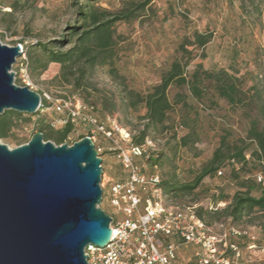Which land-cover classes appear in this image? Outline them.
I'll use <instances>...</instances> for the list:
<instances>
[{"label": "rangeland", "instance_id": "374dc122", "mask_svg": "<svg viewBox=\"0 0 264 264\" xmlns=\"http://www.w3.org/2000/svg\"><path fill=\"white\" fill-rule=\"evenodd\" d=\"M143 1L100 0L95 7L116 13L130 2ZM83 2L19 0L16 3L15 0H0V43L11 47L19 43L29 46L35 42H68L70 28L81 26L77 6ZM114 31L116 45L113 66H97L87 71L81 79L77 68L73 67L67 73V80L63 79L58 64H50L39 76L30 72L28 64L25 71L31 90L44 100L45 96L49 98L45 108L52 100L78 99L92 106L99 120L112 132L111 140L95 134L92 142L99 150L98 156L104 160L99 207L109 217L119 220L122 216L109 204L108 198L110 184L123 182L126 178L117 156L134 145V139L145 123V110L130 109L124 98L125 90L131 89L142 95L149 92L159 83L170 63L180 58L178 46L186 39L192 41L195 33L210 34L211 39L201 50L195 46L187 47L191 52V61L186 68L187 78L196 64H201L202 69L207 71L225 70L237 79L236 84L245 92V104L229 106L217 97L213 85L208 81L202 83L205 90L201 99L192 97L187 88L170 87L168 98L172 109L164 127L149 132L145 143L150 142V145L142 155L158 158L159 163L156 168H151L146 157L133 158L134 163L146 175L154 173L161 181L183 184L191 182L208 163L223 136L230 144L244 141L249 150H254V145L247 139V131L252 121L262 124L257 115V99L252 88H258L264 97V0H153L139 18L116 24ZM22 62L27 63V53L24 58L17 59L11 68L14 84L21 87L24 86L20 71ZM179 96L182 102L178 101ZM21 115L28 122L21 120L13 127L8 139H0V143L9 149L26 144L32 135L38 133L40 120L57 130L62 126L59 120L65 117L51 108L33 115ZM125 134L129 141L121 139ZM86 135H89L88 127L77 124L63 144L71 146ZM181 138H185L186 146L180 143ZM261 170L253 163L240 171L239 177L252 180V176ZM222 172L223 176L205 178L192 194L162 195L163 203L184 212L193 210L196 214L200 213L214 234L219 235L233 227L256 238L264 248V214L247 212L240 220L234 221L222 213L233 195L241 190L230 168ZM220 191L226 199L211 206ZM149 194V187L139 190L142 200ZM251 195L258 197L259 192L253 191ZM214 210L218 213H214ZM245 241L239 242L242 259L238 264H264V252L247 250ZM179 251L183 258L180 264L193 262V247H180Z\"/></svg>", "mask_w": 264, "mask_h": 264}, {"label": "water", "instance_id": "95a60500", "mask_svg": "<svg viewBox=\"0 0 264 264\" xmlns=\"http://www.w3.org/2000/svg\"><path fill=\"white\" fill-rule=\"evenodd\" d=\"M20 57L19 46L0 43V117L40 109L38 93L14 84ZM101 162L89 137L71 146L40 133L14 149L0 143V264H87V246L109 243Z\"/></svg>", "mask_w": 264, "mask_h": 264}, {"label": "trees", "instance_id": "16d2710c", "mask_svg": "<svg viewBox=\"0 0 264 264\" xmlns=\"http://www.w3.org/2000/svg\"><path fill=\"white\" fill-rule=\"evenodd\" d=\"M18 1L15 0L16 3ZM99 1L84 0L83 3L78 4L77 8L81 26L70 28L71 32L69 33L68 42L64 40L53 41L49 44L35 42L29 46H23L19 43L25 49V54L27 53V64L31 73L39 76L47 70L50 64H58L64 80H67V73L73 67L77 68L81 79L87 71L93 70L97 66H113L115 58L114 48L116 45L114 36L115 25L136 20L153 0H144L141 3L130 2L127 7L116 13L96 8L95 4ZM11 7L14 9V6ZM210 39V34L195 33L192 41L184 40L178 46L180 58L170 63L168 69L162 74L159 83L153 86L146 94L142 95L131 89L125 90L124 98L127 101V106L134 111H137L139 108L145 110L143 117L145 123L139 135L134 139L133 146L140 147L144 145L150 131L154 132L164 127L168 114L172 109L168 98V90L172 86L187 88L192 97L201 99L205 90L202 88V83L208 81L213 85L212 88L217 97L224 100L229 106L237 107L245 104V92L236 84L237 79L225 70L207 71L202 69L201 64H196L194 71L187 78L186 68L191 61V52L187 47L195 46L201 50L210 42ZM65 47L68 48L65 49ZM252 89L254 91L253 95L257 99L255 101L257 115L262 120L261 125L258 121H252L247 131V139L254 145V150H249V146L244 144V141L230 144L227 142L226 136H223L220 139L219 146L214 150L211 159L194 176L191 182L179 184L176 181L164 182L159 179L160 182L157 187L161 190L162 195L179 196L192 194L199 188L205 178L216 176L217 171L230 168L235 180L239 181V188L241 190L233 195L230 204L222 210V213H226L234 221L240 220L247 212L264 214V187L256 181L257 174H261L264 178V97L263 94L261 96L258 88L254 87ZM178 99V101L182 102L181 96ZM81 103L84 104L83 102ZM45 106L46 101L41 98V107L45 108ZM87 107L90 109L92 115L100 123H103L99 120L93 107ZM21 120L25 123L28 122L26 118H23V115L6 111L0 117V139H8L13 127L18 122H21ZM76 126V123L66 121L59 129L54 130L51 126L44 124L40 120L38 133L42 134L44 142L49 141L55 146H60ZM82 138L83 136L80 139ZM180 143L183 146L187 144L185 138H181ZM146 159L151 168H156L159 163L158 158L148 156ZM101 160L103 171V159ZM253 163L260 166L263 171L261 170L254 174L251 178L252 180H249L250 178L240 179L239 172ZM152 174L154 173L150 175ZM253 191H258L259 196H252L251 193ZM225 199L226 196L220 191L218 196L214 198L211 206L221 203ZM214 213H218L217 210H214ZM195 215L203 221L200 213H195ZM243 239L246 240L244 242L245 248L253 245L257 249H264L256 238L254 240H250L245 236L234 238L232 239V243L236 244L241 250L239 242ZM227 256H229V253Z\"/></svg>", "mask_w": 264, "mask_h": 264}, {"label": "built area", "instance_id": "2783aa9c", "mask_svg": "<svg viewBox=\"0 0 264 264\" xmlns=\"http://www.w3.org/2000/svg\"><path fill=\"white\" fill-rule=\"evenodd\" d=\"M17 46L21 52L20 60L25 56V49L20 44ZM20 67L22 83L31 90V83L25 71L27 63L22 62ZM47 99L49 98L45 96V101ZM49 103L48 108L40 106L38 111L51 108L54 112L65 115L59 120L61 125L70 121L88 127L89 135L85 137L91 140H94L95 134L112 139V132L78 99L61 98ZM121 139L127 141L128 135L125 134ZM148 145L150 142L140 147L131 146L117 156L127 177L124 182L110 184L108 198L109 204L122 218L118 220L116 217H110L109 228L112 230V236L107 245L103 248L92 245L85 248L87 264H173L175 246L172 243H164L165 238H177L186 245L197 246L199 251L194 264H237L241 252L230 239L245 236L254 240V237L233 227L219 235L214 234L196 217L193 210L184 212L179 208L166 206L162 201L161 190L157 187L160 182L158 175L144 174L133 161L136 157H148L142 156ZM96 152L98 154L99 150ZM216 175L222 176V171H217ZM256 181L264 187L261 174L256 175ZM144 187L150 188V194L142 200L139 190ZM247 250L264 252V249H257L253 245L248 246ZM229 252L231 256H227Z\"/></svg>", "mask_w": 264, "mask_h": 264}, {"label": "crops", "instance_id": "0c3cea01", "mask_svg": "<svg viewBox=\"0 0 264 264\" xmlns=\"http://www.w3.org/2000/svg\"><path fill=\"white\" fill-rule=\"evenodd\" d=\"M103 168H104V160H103ZM108 180H109V177H108ZM164 243H166V244L167 243H172L175 246V260H174L173 264H180L181 263V261L183 260V258H182V254L179 251V248L180 247L181 248H185L187 246H191V247L194 248V253H193L194 260H193V262L191 264H194L196 262V260H197L196 254L199 251V248L197 246H194V245H186V244L182 243L181 240H179L177 238H166V239H164ZM240 252H241V255H240V258H239L238 262L242 259V251L240 250ZM229 255L230 256L232 255L231 252H229ZM238 262H237V264H238Z\"/></svg>", "mask_w": 264, "mask_h": 264}]
</instances>
